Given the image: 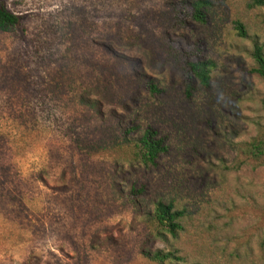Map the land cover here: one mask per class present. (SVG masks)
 Returning <instances> with one entry per match:
<instances>
[{"label": "rangeland", "instance_id": "1", "mask_svg": "<svg viewBox=\"0 0 264 264\" xmlns=\"http://www.w3.org/2000/svg\"><path fill=\"white\" fill-rule=\"evenodd\" d=\"M3 1L21 22L0 33V264H155L142 213L159 200L187 216L177 241L152 250L264 264V165L237 151L264 132L252 57L264 7L208 0L207 23L182 26L173 7L188 0ZM190 56L215 68L186 99L178 66ZM130 124V137L164 139L156 167L129 153ZM132 187L146 190L139 213Z\"/></svg>", "mask_w": 264, "mask_h": 264}, {"label": "trees", "instance_id": "2", "mask_svg": "<svg viewBox=\"0 0 264 264\" xmlns=\"http://www.w3.org/2000/svg\"><path fill=\"white\" fill-rule=\"evenodd\" d=\"M253 7H264V0H250ZM173 7L175 13V22L179 25H185L188 21L198 24H206L208 20V0H192L182 1ZM188 10H185V9ZM186 11V12H185ZM21 17L9 11L3 0H0V33L13 34L19 27ZM239 36H244L245 32L241 24H236ZM111 53L112 50H109ZM196 51H200L199 46ZM252 57L256 67L253 71L264 79V52L263 48L255 42L252 51ZM215 68V64L210 59L200 58L198 56H190L184 60L179 58L178 69L182 77L183 94L186 99H191L197 89L202 87L208 89L211 82V72ZM147 89L151 93H158L160 90L149 79L146 82ZM86 106H96L95 101L80 98ZM136 131V126L130 124L125 130L124 135L126 142L134 150H129L131 156L140 164L148 167H156L158 160L168 154V146L163 138H159L154 129H146L144 133L138 137H130ZM128 137V138H127ZM238 152L246 161H253L258 165H264V132L254 137L250 142L241 143ZM146 194L145 187L134 188L129 191L130 203L139 209V197ZM187 216L185 209H177L173 202L165 203L157 201L154 204L153 212L142 213V220L148 226V232L145 237V246L141 250L142 255L148 261L155 264H183L184 259L178 255L176 249L165 252L164 250H152L149 244L152 241H162L168 243V237L173 241L179 239L180 233L184 230L183 221ZM199 264V263H194Z\"/></svg>", "mask_w": 264, "mask_h": 264}]
</instances>
